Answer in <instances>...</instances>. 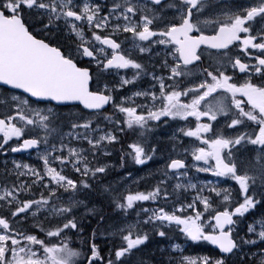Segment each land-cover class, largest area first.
I'll return each mask as SVG.
<instances>
[{
  "label": "snow or ice",
  "instance_id": "1",
  "mask_svg": "<svg viewBox=\"0 0 264 264\" xmlns=\"http://www.w3.org/2000/svg\"><path fill=\"white\" fill-rule=\"evenodd\" d=\"M0 264H264V0H0Z\"/></svg>",
  "mask_w": 264,
  "mask_h": 264
}]
</instances>
